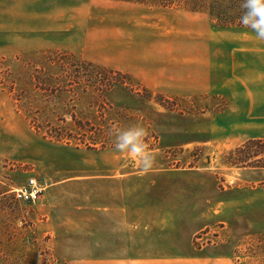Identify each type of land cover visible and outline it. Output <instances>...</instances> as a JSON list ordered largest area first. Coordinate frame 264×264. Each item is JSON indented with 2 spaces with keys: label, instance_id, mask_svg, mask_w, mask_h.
Returning a JSON list of instances; mask_svg holds the SVG:
<instances>
[{
  "label": "rangeland",
  "instance_id": "obj_1",
  "mask_svg": "<svg viewBox=\"0 0 264 264\" xmlns=\"http://www.w3.org/2000/svg\"><path fill=\"white\" fill-rule=\"evenodd\" d=\"M25 1L0 0V264H264V168L234 164L264 139V0Z\"/></svg>",
  "mask_w": 264,
  "mask_h": 264
},
{
  "label": "trees",
  "instance_id": "obj_2",
  "mask_svg": "<svg viewBox=\"0 0 264 264\" xmlns=\"http://www.w3.org/2000/svg\"><path fill=\"white\" fill-rule=\"evenodd\" d=\"M120 75H123V78L131 79L127 74L121 73ZM262 145H264V139L262 138L247 140L244 144H242L235 150V153L239 154L240 156H237L234 164L239 165L250 162L254 163L252 167L264 168V147ZM252 148L254 149V151H252ZM252 158H254V161L252 160Z\"/></svg>",
  "mask_w": 264,
  "mask_h": 264
},
{
  "label": "crops",
  "instance_id": "obj_3",
  "mask_svg": "<svg viewBox=\"0 0 264 264\" xmlns=\"http://www.w3.org/2000/svg\"><path fill=\"white\" fill-rule=\"evenodd\" d=\"M25 2H27V1H25V0H23V1H21V0H14V3L15 4H19V5H21V4H24ZM26 4V3H25ZM243 40H255L253 43H261V40H257L256 38H254V37H251V38H245V39H243ZM245 50H257V48H255V47H253V48H246ZM224 94H227L229 97H230V99L232 100V102H231V107H230V110L231 111H233V109L234 108H236L237 106H239V108L240 109H242V105L239 103V101H235L234 100V97L233 96H231V94H229V93H225L224 92ZM253 97V95L251 96V98ZM241 106H240V105ZM250 107H249V110L250 109H255V108H258L256 105H253V106H251V105H249ZM235 111H237V109L235 110ZM239 112V114H242V110H239L238 111ZM251 112V111H250ZM230 114H233L232 112L230 113ZM128 195V193L126 192H124V195ZM111 210V212H113V209H110ZM100 212H102L101 213V219H102V221L103 222H105V221H107L106 219H105V215L106 214H108V212H109V210L108 211H106V210H104V209H102ZM121 212H122V226H123V231H124V236H128V232L129 231H131V234L133 235V233H134V222L132 221V219H130L129 220V210H128V207L126 206V207H123V210H121ZM109 222V221H108ZM113 223V222H112ZM127 243V242H126Z\"/></svg>",
  "mask_w": 264,
  "mask_h": 264
},
{
  "label": "built area",
  "instance_id": "obj_4",
  "mask_svg": "<svg viewBox=\"0 0 264 264\" xmlns=\"http://www.w3.org/2000/svg\"><path fill=\"white\" fill-rule=\"evenodd\" d=\"M42 188L35 179H30L26 187L16 190V195L19 199L26 202H35L40 198Z\"/></svg>",
  "mask_w": 264,
  "mask_h": 264
}]
</instances>
